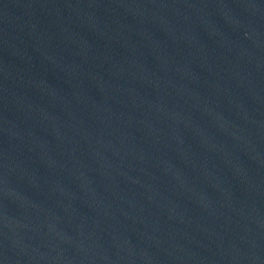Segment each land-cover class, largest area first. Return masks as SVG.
<instances>
[{
    "label": "water",
    "instance_id": "obj_1",
    "mask_svg": "<svg viewBox=\"0 0 264 264\" xmlns=\"http://www.w3.org/2000/svg\"><path fill=\"white\" fill-rule=\"evenodd\" d=\"M0 264H264V0H0Z\"/></svg>",
    "mask_w": 264,
    "mask_h": 264
}]
</instances>
